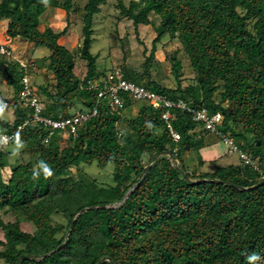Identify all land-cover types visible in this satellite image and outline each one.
<instances>
[{"label":"trees","instance_id":"16d2710c","mask_svg":"<svg viewBox=\"0 0 264 264\" xmlns=\"http://www.w3.org/2000/svg\"><path fill=\"white\" fill-rule=\"evenodd\" d=\"M103 2L87 0L84 5L83 39L74 53L60 44L67 27L60 32L39 27L50 7L66 16L77 14L73 0H0L6 35L50 52L47 70L55 83L36 90L45 99L44 116L66 119L76 105L89 110L97 103L99 111L76 136L56 135L44 143L41 126H23L29 115L18 101L23 72L17 61L0 55V85L5 82L14 91L4 101L11 120L0 117V131L13 135L0 148V215L10 217L0 218V262L249 264L248 257L255 254V264H264V184L257 186L264 182V0L118 4L135 26L159 20L145 68L156 42L169 35L179 40L195 74V84L183 88L180 66L173 65L177 86L168 89L148 72L139 75L123 64L124 79H138L151 91L220 113V130L251 160H259L258 170L239 163L210 173L201 170L204 139L197 137L198 126L189 114L175 112L172 126L180 135L175 142L161 109L143 104L135 117H128L124 111L111 114L107 100H98L91 82L108 72L98 70L90 50L94 16ZM75 55L83 64L81 77L75 74ZM131 106L126 99L124 109ZM121 122L124 130L118 128ZM14 145L21 146L16 165L9 159L8 147ZM192 152L197 164L189 169L185 156ZM42 162L52 172L47 178ZM94 165L111 167V182L101 185L84 172ZM19 217L33 230L24 231Z\"/></svg>","mask_w":264,"mask_h":264},{"label":"rangeland","instance_id":"374dc122","mask_svg":"<svg viewBox=\"0 0 264 264\" xmlns=\"http://www.w3.org/2000/svg\"><path fill=\"white\" fill-rule=\"evenodd\" d=\"M73 1L79 7L77 14L70 13L69 16H66L63 10L50 7L40 16L39 27L40 30L51 28L55 32H60L64 27H67V32L60 39V44L75 53V49L81 44L83 39L82 29L84 25L82 22V10L87 0ZM129 1L130 0H104L103 4L100 6V12L94 16L92 26L93 44L90 52L97 57L98 70L107 73L111 69L120 68L121 65L124 64L139 75L148 72L152 80L159 82V84L163 85L165 88L174 89L177 86V80L173 73L172 66L179 64L180 70L178 79L181 83V87L184 88L189 85H194L195 74L191 69L189 60L181 43L175 37L172 38L166 35L160 41L156 42L153 60L148 64V67L145 68L146 61L150 57L152 51V43L157 37L156 27L159 24V20L156 19L155 22H151L150 24H139L135 26L132 20L122 16L118 7L119 2L128 5ZM7 23L8 21L6 20L0 22V47H8L12 52L10 56H5V59L7 61H17L19 59L27 63H33L29 75L34 89L37 90V88L42 85L49 89L55 83L53 75L47 70L49 50L44 47H36L21 39L10 38L6 35ZM82 72L83 64L80 62L79 56L77 55L75 60V74L81 77ZM133 82L141 84V81L138 79H134ZM13 93V89L7 86L5 82L0 85V105H3V111L0 112V117L4 120L10 121L12 118V112L7 109L4 101L7 99L9 100ZM216 95L219 96V94L215 93V97ZM37 96L41 101L45 100L41 94ZM217 98L218 97H216V99ZM131 105V107L124 110L123 114H128V117H135L139 107L143 104H133V102H131ZM74 109L83 110L79 105H76ZM72 112L73 110L71 113ZM118 128L124 130L122 122L118 125ZM197 131L198 130H196V132ZM197 133H199L197 137H202L205 143L208 144L204 145L199 151L201 158L207 160L201 168L203 172L210 173L217 167L239 164L237 152L229 153L228 146H226L219 137H214V140L211 142L204 132H202L201 135L200 132ZM63 146L64 144L62 147ZM8 149L12 151V155L9 159L13 165H16L18 163V152L21 146L14 145L8 147ZM208 158L214 160L209 161ZM146 160L147 158H144V161ZM196 164L197 154L195 152L185 156V165L189 169H192ZM111 171V167L101 170L96 165L84 169L87 175L97 179L101 185L111 182ZM0 218L4 221L10 219V217L6 215H0ZM57 218V220H61L59 215ZM17 220L24 231L33 230V226L26 222L24 218L19 217ZM0 236H2L1 231ZM0 264L4 263L0 262Z\"/></svg>","mask_w":264,"mask_h":264},{"label":"built area","instance_id":"2783aa9c","mask_svg":"<svg viewBox=\"0 0 264 264\" xmlns=\"http://www.w3.org/2000/svg\"><path fill=\"white\" fill-rule=\"evenodd\" d=\"M12 52L7 47H0V55L10 56ZM19 69L23 72L21 78V89L19 91V103L22 108L29 111L28 118L24 122L25 125H39L46 133L44 143H48L56 135L63 139L69 136H76L78 130L92 118L99 114L98 103L89 110H73L70 117L61 120H54L45 117L43 112L45 104L36 95V90L30 81V68L33 63H27L17 60ZM91 88L97 90L98 100L106 99L107 106L111 114H122L125 110L126 99L134 103H142L153 109H161L162 120L169 130L173 140L177 142L180 135L173 129L172 121L175 119V112L187 113L198 127L209 132L215 137H219L221 141L228 146V152H237L239 163L249 165L253 169L258 170V159H253L244 153L235 140L224 134L220 127L222 125V115L218 112L210 113L205 107H195L182 99H171L165 94L156 93L146 88L124 79L119 68L108 72L105 77L93 80ZM21 128H18V132ZM17 132V134H18ZM13 135L0 131V148L9 144ZM176 152V150H174ZM264 180V177H262Z\"/></svg>","mask_w":264,"mask_h":264},{"label":"clouds","instance_id":"9594fccd","mask_svg":"<svg viewBox=\"0 0 264 264\" xmlns=\"http://www.w3.org/2000/svg\"><path fill=\"white\" fill-rule=\"evenodd\" d=\"M2 111H3V105H0V112H2ZM40 167L43 170L45 178H47V177L52 175V172L49 169V167L46 164H44L43 162L41 163ZM38 175H39L38 173L34 172L33 178L34 179L38 178ZM258 259H259V257L257 255H255V254H253V255L248 257V262H249V264H255V261H257Z\"/></svg>","mask_w":264,"mask_h":264},{"label":"crops","instance_id":"0c3cea01","mask_svg":"<svg viewBox=\"0 0 264 264\" xmlns=\"http://www.w3.org/2000/svg\"><path fill=\"white\" fill-rule=\"evenodd\" d=\"M197 130L200 132V135L202 134V132H204L203 129H201L200 127H198ZM204 133L206 134V137L211 140V142L214 140V137H215L214 135H212L210 133H207V132H204ZM209 139H208V141H209ZM204 143H205V141H204ZM204 145H208V144L205 143ZM208 159H209V161L214 160V159H211V158H208ZM203 161H204V164H205L207 160H203ZM215 161H216V159H215Z\"/></svg>","mask_w":264,"mask_h":264},{"label":"water","instance_id":"95a60500","mask_svg":"<svg viewBox=\"0 0 264 264\" xmlns=\"http://www.w3.org/2000/svg\"><path fill=\"white\" fill-rule=\"evenodd\" d=\"M146 168H147V167H146ZM146 168H145V170H146ZM198 182H199V181H198ZM263 184H264V182L258 184L257 186H260V185H263ZM65 243H66V241L63 243V245H64ZM63 245H62V246H63ZM59 248H61V247H59ZM59 248H58V249H59ZM18 264H20V261L18 262Z\"/></svg>","mask_w":264,"mask_h":264}]
</instances>
